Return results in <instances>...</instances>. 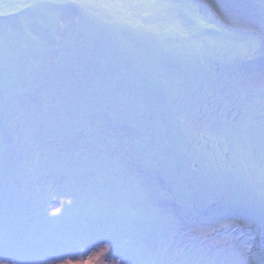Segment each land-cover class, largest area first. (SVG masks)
<instances>
[{
  "label": "snow or ice",
  "instance_id": "obj_1",
  "mask_svg": "<svg viewBox=\"0 0 264 264\" xmlns=\"http://www.w3.org/2000/svg\"><path fill=\"white\" fill-rule=\"evenodd\" d=\"M106 119L131 155L90 158L83 133ZM57 181L72 198L52 212ZM161 185L167 203L148 201ZM162 220L200 241L183 264H264V0H0V264L100 244L169 264Z\"/></svg>",
  "mask_w": 264,
  "mask_h": 264
},
{
  "label": "rangeland",
  "instance_id": "obj_2",
  "mask_svg": "<svg viewBox=\"0 0 264 264\" xmlns=\"http://www.w3.org/2000/svg\"><path fill=\"white\" fill-rule=\"evenodd\" d=\"M32 0H3L4 4H9V3H16V4H22V3H31ZM201 3H204L205 0H200ZM250 3H252L253 5H255V7L257 9H259L260 4H261V0H249ZM23 13V19L25 17L30 16L31 14L27 11V10H20ZM202 15L204 14L203 11L201 13ZM11 20L13 22V26L15 28H19L20 27V22H19V18L12 16L10 18L6 17L5 18V22H8V20ZM22 19V20H23ZM71 19H74V17H72ZM157 27L161 30V31H167L168 29L172 28L173 25L170 22L167 21H161V22H155ZM33 31L34 34L36 35H40L39 29L35 28V26L33 27ZM48 38L52 39L53 35L52 34H48ZM257 62L259 63V60L257 59ZM106 120H103L99 123L94 124L90 130H85L84 132L87 134V132H90L92 130L98 129L99 126H101L102 124L106 123ZM123 121V120H120ZM126 122V121H123ZM109 138L106 139H99V141H103V142H108ZM81 148V145L79 143H74L73 145L69 146L68 151L69 152H73L74 150L78 151ZM106 149H99L97 146L94 147H89L88 148V153H94L95 155L91 156V159H95V160H99L101 158H103L104 160H110V157L112 156V158L114 159V152H109ZM87 153H82V155H86ZM111 154V155H109ZM49 156L52 157L53 159H59L60 156L56 151H53L51 153H49ZM151 162V161H150ZM152 163V162H151ZM153 164V163H152ZM154 167V164H153ZM47 196L51 201L50 204V209L52 212H55L56 208H60L61 211H63L64 206L66 204V202L71 199L72 197L70 195H68L66 193V190L61 187V182L57 181L56 184L54 186L51 187V189L47 192ZM150 198H151V193H150ZM76 250L75 248L72 247L71 250H68V248L64 251V253L60 256V260L58 261V264L60 263H67V262H77L78 257H77V252L74 251ZM110 259L107 260L106 263H102V264H109ZM5 264H12V261H6ZM112 264H115L114 262Z\"/></svg>",
  "mask_w": 264,
  "mask_h": 264
},
{
  "label": "bare ground",
  "instance_id": "obj_3",
  "mask_svg": "<svg viewBox=\"0 0 264 264\" xmlns=\"http://www.w3.org/2000/svg\"><path fill=\"white\" fill-rule=\"evenodd\" d=\"M123 127V126H121ZM157 189V188H156ZM144 204H147V202H144ZM142 205L141 204H137L135 201H133L131 203V207L135 210L139 207H141ZM165 216H172V215H169V213H165L164 214ZM159 230H160V233L163 237V245L164 244H168L167 248L164 247L162 245V249L161 252L166 254L168 253V251H170V249L172 248L173 244L177 243L178 241L180 242L181 239H182V229H177L175 228L174 226H169V224L163 222V220L161 221V224L159 226ZM239 230V229H237ZM240 231V230H239ZM185 248V247H184ZM107 254H111V250H110V246H109V250L107 251ZM179 255H181V251H179L177 254L176 253H172L171 256L169 255L168 257V262H170L171 260V257H172V260H175V258H177ZM112 257H114L112 254H111ZM105 257V256H103ZM117 259H121L119 256H115ZM96 260V259H95ZM121 262V260H119V263ZM82 264H93V262H90L89 261V257H84L82 259Z\"/></svg>",
  "mask_w": 264,
  "mask_h": 264
}]
</instances>
